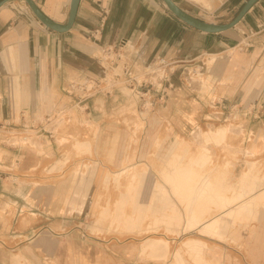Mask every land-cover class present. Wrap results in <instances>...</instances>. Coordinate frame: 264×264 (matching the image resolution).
Returning a JSON list of instances; mask_svg holds the SVG:
<instances>
[{
	"label": "rangeland",
	"instance_id": "rangeland-1",
	"mask_svg": "<svg viewBox=\"0 0 264 264\" xmlns=\"http://www.w3.org/2000/svg\"><path fill=\"white\" fill-rule=\"evenodd\" d=\"M131 53L127 58L133 69L137 61L132 60ZM99 55L100 49L94 56ZM207 61L208 56L194 61L155 62H175V66H186L190 73L185 76L177 69L167 70L163 81L142 87L144 96L130 92L131 88L120 83L107 94L96 91L97 88L88 99L74 95L60 105L58 99L50 103L48 100L47 108L40 111L42 114L31 115L34 122L29 123L41 135L28 126L13 131L3 127L0 121V133H5L6 140L5 147L0 148V161L12 155L18 160L9 168L0 167L4 172L0 192L9 193L0 199V247L26 257L17 264H173L179 256L186 264H198L187 248L199 242L205 247L202 262L264 264L261 252L264 246H254L264 243V204L243 210L233 222L228 217L219 219L214 234H199V230L183 233L185 196L182 192L173 195L172 184L165 178L170 176L177 159L185 161L180 166H186L189 160L205 157L209 162L199 174L209 175L215 189L227 191L228 197L248 189L255 180H264V138L246 133L244 119L237 108H224L219 94L214 92L217 83L213 81V88L208 87L210 91H202L200 82L213 77V66L207 71L202 68ZM121 67L120 63L116 67L120 74ZM199 67L203 69L201 77L200 72L194 71ZM101 78L99 75L98 79ZM223 84L218 83V87ZM96 100V110L101 114L92 113L89 118L85 113ZM104 100L108 107H104ZM59 111L63 113L60 116ZM153 120H156L155 128L151 127ZM138 122L144 124L142 130L138 129ZM43 125L46 132L41 130ZM220 127L226 129L225 136L212 137L211 132ZM49 131L52 138L47 134ZM115 132L117 139L120 137L119 148L109 161L112 155L107 158L105 145ZM98 133L100 137L96 139ZM157 137L158 141L153 142ZM96 140L100 141L98 146ZM87 142L93 144L89 151L74 148L75 144ZM30 155L34 157L33 164L29 162ZM251 163L255 164L254 169L241 182L240 176ZM130 168L129 173L125 172ZM82 172L90 177L84 189L77 191L76 181ZM132 174L146 178L142 184L138 177L130 182ZM158 184L163 186L160 192L156 189ZM55 187L62 188V195H45L37 190ZM28 189L35 194L25 196L24 190ZM7 198L15 207L24 203L27 207L15 208ZM70 199L73 204L69 203ZM53 202L62 204L60 215L66 224L62 228L52 225L44 228V232L55 241H64L62 245L47 244L44 250L34 244L22 251L27 245L2 238L8 236V231L10 236L17 224L24 230L29 216L38 214L32 210ZM29 204L34 206L31 211ZM173 215L180 217L177 228L167 223ZM61 236L64 240H56ZM66 236L78 240L67 242ZM158 243L165 244L168 252L165 258L153 259L151 244ZM178 249L180 252L175 253ZM58 251L62 254H55Z\"/></svg>",
	"mask_w": 264,
	"mask_h": 264
},
{
	"label": "crops",
	"instance_id": "crops-1",
	"mask_svg": "<svg viewBox=\"0 0 264 264\" xmlns=\"http://www.w3.org/2000/svg\"><path fill=\"white\" fill-rule=\"evenodd\" d=\"M33 1L49 19L59 24L66 23L71 0ZM173 1L201 21L227 24L237 16L247 0ZM95 31L98 34L94 40L92 34ZM122 43H125V49L133 52L131 58L137 61L136 66L159 60L194 61L208 56L202 68L207 71L213 66V77L200 82L202 91H210L208 87L212 89L217 83L214 92L219 94L224 108H237L239 116L244 119L246 133L264 138V0L255 4L233 29L217 34H205L182 23L161 0H80L72 28L65 33H57L43 26L22 0H12L0 7V121L3 127L20 131L30 123L31 115L42 114L40 111L47 108L48 100L50 103L58 99L60 105L68 98L70 81L82 75L98 78L101 74L94 59L97 51L117 48ZM217 56H220L218 61ZM185 67L177 66L180 75L187 71ZM198 69L201 77L203 69ZM220 82L224 83L221 88L218 87ZM97 101H93L85 113L89 118L92 113L101 114L96 110ZM104 101V107H108ZM153 123L151 127L155 128L156 120ZM4 134L0 133V148L5 147ZM123 136L126 137V133ZM119 140L115 132L105 145L107 158L108 152L112 151L109 161L117 155ZM75 145L74 148L77 150L78 147L80 151H89L93 147L85 143ZM30 157L29 162L33 164L34 157ZM13 158L14 155L5 157L0 161V167L12 166ZM25 162L28 161L25 159ZM3 174L0 171V179ZM82 176H88V179L90 174H80L76 181L77 191L84 189L83 183L78 184ZM37 190L40 194L62 195L60 187ZM24 192L25 196L35 194L31 189ZM6 193L0 192V199L5 194L9 195L8 191ZM9 202L15 207L12 200ZM69 203L73 204V200L70 199ZM24 204L16 207H27V203ZM29 206L31 211L34 206ZM61 206L55 202L44 203L40 209L32 210L38 214L29 216L24 230H20L17 224L10 236L8 231V236L2 238L27 245L22 247V251L28 247L31 249L34 244L44 250L47 244L62 245L64 241H55L44 232V228L52 225L62 228L66 224L60 215ZM66 238L71 243L78 240L71 236ZM56 240L64 239L61 236ZM261 245L264 243L254 246L260 248ZM13 252L0 247V264H17L18 260L26 259L24 255L21 257ZM261 252L264 255V248ZM55 254L62 253L58 251Z\"/></svg>",
	"mask_w": 264,
	"mask_h": 264
},
{
	"label": "bare ground",
	"instance_id": "bare-ground-1",
	"mask_svg": "<svg viewBox=\"0 0 264 264\" xmlns=\"http://www.w3.org/2000/svg\"><path fill=\"white\" fill-rule=\"evenodd\" d=\"M177 66L172 67L173 70H176ZM194 71L198 73L199 69L197 68ZM186 72L187 74H184L185 76L190 73L189 70H187ZM153 74L155 73L153 72L149 73L150 76H152ZM153 78L155 77L153 76ZM57 114H59L60 116L63 113L59 111ZM32 121L33 120H30L31 123ZM137 126H139L138 128L139 130H142L144 124L142 122H138ZM225 134H226V129L224 127L218 128V130L215 133L211 132L212 137L215 136L219 137V135L221 137H224ZM99 137L100 136L98 133L96 139L97 138L99 139ZM20 139L22 140V137ZM158 139H159L158 137L155 138L153 142L158 141ZM99 143L100 141L97 142L96 140V146L99 145ZM85 144H90V143L87 142ZM174 146H176V144ZM205 149L203 150V152L207 150ZM175 150L179 152V149L176 148ZM77 151H80L78 147H77ZM108 154L109 156H111L112 151L110 150ZM181 160L182 159L176 160V162L173 164L174 166L171 168L170 176H165V178L169 183L172 184L171 188L173 189L172 191L173 195L175 193L180 194L182 192L185 196V198L183 199V203L186 209V213L184 214L183 212L182 215V219L184 218L183 233L184 231L186 233V231L193 232L194 230H199L200 231L199 234H203L206 232L214 234L213 230H215V228L218 226L219 219H226L228 217L233 222L235 217L240 213H242L243 210L248 209L249 211L250 210L249 207L254 206V204L255 205L258 203L264 204V180L261 181L255 180L252 183V186H248V189H244L243 191H240L228 197L226 196L227 191L215 189V182L210 179L209 175L201 176L199 174L203 169H205L207 163L209 162L207 158L199 157L193 160H189L188 162L189 164L186 166H180V164L185 163V161L183 160L181 161ZM254 166H255L254 163L249 164L248 170H246L240 176L241 182H244L245 179H247L248 173H250V171L254 169L253 168ZM91 170L92 168H90V171ZM130 170L131 168L125 172L129 173ZM87 177L88 176L85 177L82 176L79 179L78 184L83 183L82 188L85 187V181ZM136 177L141 179V184L146 178L145 176L139 177L138 175L132 174L129 177L130 182L134 180ZM162 187L163 186L160 184L156 185V189L159 190V192L162 190ZM179 222H180V217L173 215L167 223L169 224L170 227L177 228ZM151 246L153 250L151 252V255L160 258L166 257L168 250H166L165 244L158 243V244H151ZM204 249L205 247L199 244V242H194L193 244H190L187 248L189 253L192 255L193 259H195V261H197L198 264H211L210 262H202L201 255H203ZM179 252L180 249L175 251V253H179ZM211 255H215V254L212 252ZM173 264H186V263L184 259L180 258L179 256L176 259V261H173Z\"/></svg>",
	"mask_w": 264,
	"mask_h": 264
},
{
	"label": "built area",
	"instance_id": "built-area-1",
	"mask_svg": "<svg viewBox=\"0 0 264 264\" xmlns=\"http://www.w3.org/2000/svg\"><path fill=\"white\" fill-rule=\"evenodd\" d=\"M18 13L20 12L18 11ZM97 34L98 31H95L94 34H92V38L94 40ZM124 47L125 43H122L117 48H101L100 55L94 56V59L96 60V63L101 66L100 75L102 78L95 79L89 76L82 75L77 79H73L67 85V97L72 98L75 95L76 97L78 96V98L88 99L91 95L95 94L94 91L97 88L98 89L96 91L107 94L109 93V91L116 88L115 85H118L120 83L125 85V87L131 88L130 92H135L137 95L144 96L145 92H143L142 90L143 86L146 87L147 84L163 81L164 76L167 74L166 71H173L172 67L175 66V62H161V64L154 63L147 67L139 65L137 68H135L136 65H134L132 69L131 66L133 65L130 64L127 58L129 57L128 54L130 52ZM119 63L120 65L122 64V69L120 71L121 74L116 70V67ZM112 70H114L115 72L112 73ZM150 72H153L155 74L150 76ZM153 76L155 78H153ZM171 86L172 85L169 84V88H171ZM122 89L124 90V88ZM49 121H51L50 118L48 122ZM32 122H34V120ZM27 126L29 129L36 131L38 135H41L39 133V129L32 127L34 125L28 124L24 127ZM41 130L43 132H46V127L43 125ZM47 134H49L51 138L53 137L51 131H49ZM46 136L48 137V135Z\"/></svg>",
	"mask_w": 264,
	"mask_h": 264
},
{
	"label": "water",
	"instance_id": "water-1",
	"mask_svg": "<svg viewBox=\"0 0 264 264\" xmlns=\"http://www.w3.org/2000/svg\"><path fill=\"white\" fill-rule=\"evenodd\" d=\"M10 1L12 0H1L0 7H2L3 5H5ZM22 1L27 5L31 13L34 15V17L43 26L57 33H65L72 28L78 10V6L80 3V0H71L69 6V14L66 23L59 24L49 19L47 16H45L33 0H22ZM161 1L165 6V8L182 23L205 34H217L233 29L244 18V16L248 13V11L260 0H247L243 5V7L241 8V10L239 11V13L237 14V16L227 24L206 23L183 11L178 5H176V3H174L173 0H161Z\"/></svg>",
	"mask_w": 264,
	"mask_h": 264
}]
</instances>
